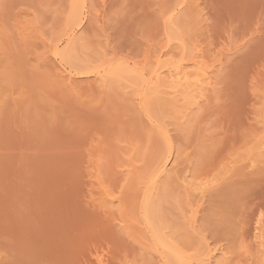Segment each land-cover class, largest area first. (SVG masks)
<instances>
[{
  "label": "rangeland",
  "instance_id": "rangeland-1",
  "mask_svg": "<svg viewBox=\"0 0 264 264\" xmlns=\"http://www.w3.org/2000/svg\"><path fill=\"white\" fill-rule=\"evenodd\" d=\"M0 264H264V0H0Z\"/></svg>",
  "mask_w": 264,
  "mask_h": 264
},
{
  "label": "bare ground",
  "instance_id": "bare-ground-1",
  "mask_svg": "<svg viewBox=\"0 0 264 264\" xmlns=\"http://www.w3.org/2000/svg\"><path fill=\"white\" fill-rule=\"evenodd\" d=\"M179 67H180V66H179ZM171 68H172V67H171ZM171 68H170V69H171ZM176 68H177V66H176ZM170 69H169V70H170ZM181 69H182V68H181ZM173 70H174V69H173ZM176 70H177V69H176ZM170 71H171V70H170ZM177 71L180 72L179 69H178ZM182 71H183V69H182ZM182 71H181V72H182ZM156 72H157V71H156ZM156 72H155V73H156ZM157 73H158V72H157ZM157 73H156V75L158 76ZM160 74H161V73H160ZM160 74H159V75H160ZM179 74H180V73H179ZM184 75H186V74H184ZM186 77H187V76H186ZM152 80H153V79H152ZM163 168H164V167H163ZM200 183H203V182H200ZM209 185H210V184H209ZM211 185H212V184H211ZM197 188H198V187H197Z\"/></svg>",
  "mask_w": 264,
  "mask_h": 264
}]
</instances>
